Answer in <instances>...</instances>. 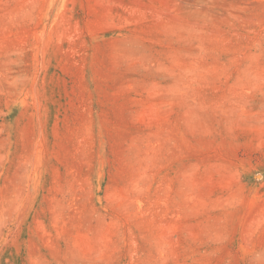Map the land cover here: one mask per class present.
Returning a JSON list of instances; mask_svg holds the SVG:
<instances>
[{
  "label": "rangeland",
  "instance_id": "1",
  "mask_svg": "<svg viewBox=\"0 0 264 264\" xmlns=\"http://www.w3.org/2000/svg\"><path fill=\"white\" fill-rule=\"evenodd\" d=\"M0 264H264V0H0Z\"/></svg>",
  "mask_w": 264,
  "mask_h": 264
}]
</instances>
